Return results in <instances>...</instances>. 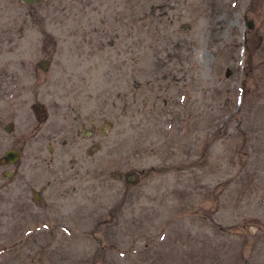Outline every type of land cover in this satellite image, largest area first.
I'll use <instances>...</instances> for the list:
<instances>
[{
  "label": "rangeland",
  "instance_id": "374dc122",
  "mask_svg": "<svg viewBox=\"0 0 264 264\" xmlns=\"http://www.w3.org/2000/svg\"><path fill=\"white\" fill-rule=\"evenodd\" d=\"M0 264H264V0H0Z\"/></svg>",
  "mask_w": 264,
  "mask_h": 264
},
{
  "label": "water",
  "instance_id": "95a60500",
  "mask_svg": "<svg viewBox=\"0 0 264 264\" xmlns=\"http://www.w3.org/2000/svg\"><path fill=\"white\" fill-rule=\"evenodd\" d=\"M20 1L23 3H29L36 0H20ZM246 26L251 27V19L247 20ZM2 157L9 162H13L18 157V151L14 148H8L3 152Z\"/></svg>",
  "mask_w": 264,
  "mask_h": 264
},
{
  "label": "flooded vegetation",
  "instance_id": "af4514ba",
  "mask_svg": "<svg viewBox=\"0 0 264 264\" xmlns=\"http://www.w3.org/2000/svg\"><path fill=\"white\" fill-rule=\"evenodd\" d=\"M8 149V148H7ZM15 149V148H14ZM17 150V149H16ZM18 151V150H17ZM3 154V153H2ZM18 154H19V152H18ZM3 158V157H2ZM3 160H5L4 158H3ZM7 161V160H6ZM9 162V161H8Z\"/></svg>",
  "mask_w": 264,
  "mask_h": 264
}]
</instances>
